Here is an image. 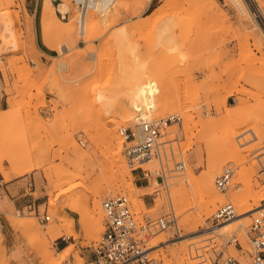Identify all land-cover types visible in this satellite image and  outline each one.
Segmentation results:
<instances>
[{
	"label": "rangeland",
	"instance_id": "obj_1",
	"mask_svg": "<svg viewBox=\"0 0 264 264\" xmlns=\"http://www.w3.org/2000/svg\"><path fill=\"white\" fill-rule=\"evenodd\" d=\"M69 1L71 10L66 16L53 8L63 21L80 17L75 1ZM126 1L128 4L121 8L120 22L113 26L88 29L86 37L91 39L88 42L83 41L75 31L54 33L52 42L67 49L53 50L51 55H55V58L43 54L36 42L34 30L37 27L40 31L42 23L39 18L35 21L30 12L29 15L26 13L32 0H13L9 9L0 10V20L8 18L7 13H10L8 19L11 20L0 26V131L3 132L0 134V174L9 185L13 199L2 190L4 199L0 201V211L6 213L2 240L7 246L8 264H47L39 254L43 245L29 246L28 232L10 226L13 219H34L36 227L45 234L55 222L56 228H63L65 222L60 217L64 211L69 218L75 219L76 235L67 237L62 243H59L62 237L49 236L48 251L60 255L61 249L70 246L71 253L62 264H92L84 254L100 242L105 221L102 202L115 195H126L140 220L143 217L156 219L164 215L173 216L174 224L150 236L149 245L162 238L170 240L178 234L181 237L154 247V255L160 256L165 264H199L200 259L190 254L191 245L187 247V252L181 249L183 244L188 243L185 235L205 227L207 220L225 203H233L237 212L242 213L243 206L233 202L232 198L234 193L247 194L244 184L249 179L252 181L249 193L259 196L257 201L254 198L249 200V208L254 209L264 201V175L260 174L264 153L260 158H254L253 154L259 145L257 138L243 145V148H251L252 151L245 164L230 161L221 170H210L208 157V142L211 138L216 139L223 130L225 107L222 100L225 96L230 106H239L241 99L254 114L264 113V66L261 63L264 51L257 48L258 42H264V0H244L251 15L249 18L240 12L233 0H216L218 6L212 8L208 3L199 1L173 0L170 11L161 21L155 20V9L165 5L166 0H152L149 8L143 12H140L135 0ZM179 8H182L181 11ZM189 10L192 11L191 18ZM96 13L95 10L90 11L89 19H96ZM225 14L227 18L221 19ZM146 16H149L152 24L144 26ZM175 44L178 48L170 52L168 47ZM139 80L153 85L158 99L165 103L160 105L152 119L177 114L181 121L173 122L163 130L161 154L143 165L151 172L150 176L145 177L141 170L132 172L125 159L127 182L133 181L139 194L133 198L128 189L116 194L108 193L107 180L116 167L112 164L106 125L113 122L116 130H119L121 126H135L140 122L128 106L116 108L110 105L113 101L110 93L126 92ZM100 103H105V106L93 112L92 108ZM216 124L219 125L218 129L212 131V125ZM261 126H264L263 122ZM5 129L9 133L4 134ZM120 139L124 152V140L122 137ZM73 142L90 155L75 170L77 177L74 179L75 183L85 182L88 189L77 187L69 194H91L92 189L100 185L103 188L97 197L104 214L103 226L96 236L82 228L79 213L63 207L65 196L59 198L57 205L51 198L59 190L50 182L46 170L54 169L66 159H79L82 151L75 153ZM262 144L264 147V141ZM34 164L38 166L33 167ZM179 165H182L180 169ZM188 165L197 178L187 185L188 209L178 214L181 204L172 206L170 196L181 182L177 180L181 176L174 178L169 175L185 173ZM243 166L250 168L251 174L245 181L240 176ZM227 168L234 169L232 185L228 190L221 191L215 181ZM204 174L214 180L217 191L225 198V202L211 205L213 209L209 215L199 212L206 195L199 182ZM150 189L152 193L140 195ZM24 198L40 205V216L26 209L22 214L17 213L14 199ZM160 198L163 203L157 206ZM83 204L86 210L84 220L90 227V211L94 209V203L89 201ZM54 211L61 212L55 215ZM45 212L51 216L48 222L43 220ZM192 214H201L197 226L186 223L187 217ZM239 223L233 222L225 232L217 230L209 240L213 239L219 246L232 235H237L246 250H251ZM250 223L249 216L247 226L244 225L246 229ZM182 239L184 242H180ZM209 240L205 242L206 246ZM208 248L209 255H213L215 247ZM228 253L244 259L242 252L234 246L228 247Z\"/></svg>",
	"mask_w": 264,
	"mask_h": 264
},
{
	"label": "bare ground",
	"instance_id": "obj_2",
	"mask_svg": "<svg viewBox=\"0 0 264 264\" xmlns=\"http://www.w3.org/2000/svg\"><path fill=\"white\" fill-rule=\"evenodd\" d=\"M90 1L92 3H94L95 11H97L96 19H93V21H92V19H89L88 14H87V15H82V16L76 18V20H75V18L70 17L69 21H63L61 18H59V16L53 10V8L54 7L57 8V10L59 12H61L64 16H66V13H68L71 10L70 1L69 0H61L59 2V4H54V2L52 0H44V6H43V12H42V29H43V35H44V42L48 46H50L52 49H54L55 51H58L59 49L67 50V49H65V46H63L59 43H53L52 42V36L54 33H61V32L71 33L72 31L79 33L82 36L83 41L88 42L91 40V39L86 37V32L88 29L102 28V27L108 26V25L109 26L116 25L118 22H120L119 16L121 13L122 6L125 4H128L126 0H90ZM172 1L173 0H166L167 3L165 5L157 7L155 9V12L157 13V16L155 19L156 21H159V20L161 21V19H163V17L166 15L167 11L169 10V6H170ZM194 1H199L201 3H206V4L208 3L211 6L210 8H212V6L213 7L218 6L216 0H194ZM233 1H234L235 5L238 7V9L240 10V12L243 15H245L246 18H249L251 16L244 0H233ZM135 2L137 3V5L139 7L140 12H143L149 8L152 0H135ZM11 4H13V0H6L4 2H0V10L2 8H8L9 9ZM181 5H182V3H181ZM183 6H181V7H183ZM138 7L136 6V8H138ZM175 9L176 8H174V10ZM180 9H182V8H179L178 10H180ZM189 12L190 13H188V14L191 18L192 11L189 10ZM222 12L224 13V11H222ZM26 13H27V15H29L27 10H26ZM217 14H221V13H217ZM223 16H222L223 18H221V19L227 18L226 14ZM6 17L9 18L10 13H7ZM148 17L149 16L144 17V19H145L144 26L148 25V24H152V23H150L151 20ZM8 18H6V19L3 18V20H0V26H2V24H4L5 21L6 22L11 21ZM193 18H194V16H193ZM216 20L219 21V19H216ZM187 22H189V21H187ZM11 24H13V23H11ZM62 24L66 25V26L64 27V25L62 26ZM191 28L192 27L190 24V29ZM259 28H261V27L259 26ZM32 32H33V30H32ZM257 48L260 51H264V42H258ZM175 49H177V48H173L171 46L168 47V50L170 52L175 51ZM93 52L94 51H92L91 54H93ZM159 54L161 55V53H159ZM128 55L130 56V54H128ZM50 56L53 58L56 57L55 55H50ZM165 56H167V54ZM92 57L94 58L95 55H92ZM165 58H167V57H165ZM159 60H161V59H159ZM163 60H165V59H163ZM261 63L264 66V57H262ZM171 64H173V63H171ZM263 69H264V67H263ZM203 85L205 86V84H203ZM110 95H111V98L113 99V101L110 103V105H112V107L118 108L120 105H122V108H124L125 106H128V108L131 110V112H133V114H135L137 121H141L144 119H146V120L152 119L153 116L155 114H157V110L160 107V105H162L164 103V102H162L161 99H158V96L156 94V91H155V88L153 87V85H151L148 82H145L144 80H139L135 85H133L132 87H129L126 92L114 91V92L110 93ZM240 101H241V103L239 104V106L236 105L235 107H233L232 105L231 106L228 105V103H227L228 98L226 96L222 100V106L224 105V107H225V114L222 118V120L224 122V124L222 126V129H223L222 133L220 135H217L216 139L213 140L211 138V140L208 142V145H209L208 157H209V161H210V166H209L210 170H217V169L221 170L223 165L227 162H230V161H233L237 164H245L247 162V160H249V158L247 159V157L251 156L250 154L252 153V151H251V148H249V149H245V147L243 148V145L246 142H249L250 140L255 139V138H257V140H259V145L257 144L258 147L253 152L254 158H260V156L264 153V147L262 146L263 145L262 143L264 141V126L263 127L261 126V122H263V124H264V113L256 115L253 113L252 109H249V106L247 107L245 105L244 100L240 99ZM231 104H233V103H231ZM103 106H105V103L97 104L95 107L92 108L93 112H97ZM106 107H108V105ZM260 108H263V107H260ZM260 110H262V109H260ZM251 120L252 121L254 120L253 124L251 123ZM114 121H117V120H114ZM114 125L115 124H113V122L111 124L106 125V132L109 136V150H110L111 155L113 157L112 164L114 167H116V170H114L111 173L110 178L107 180V184L109 186L108 193L116 194V193H120V192H123L126 189H128L130 191V195L133 198H137V196H139V194L136 191L137 186L135 185V183L133 181L127 182V171L125 170V163H124L125 157L123 155L124 152L122 150L123 146H122L121 139H120L121 137H119V135L117 134L116 131H118V130H116V127ZM218 127H219V125H217V124L212 125V127H211L212 131H213V129L214 130L218 129ZM0 128H1V125H0ZM3 129H4V127H3ZM170 131L172 133H175V131L173 129H171ZM6 132H8L7 129H5L4 134H6ZM0 134H3V132L0 131ZM248 145H249V143H248ZM72 146L75 149V153L82 151V154L78 156L79 159H77V161H74L72 159H66L64 162H62L61 164H58L56 167H54V169L46 170L47 171L46 174H47V177L49 178L50 182L54 184L55 189L57 188L59 190V192L56 194V196L55 197L51 196V198L54 199V205H57L59 198H61L62 196H65V199L63 200V207H68L69 209H72L73 211L79 213L82 216V219L80 221L82 228L84 230H87L86 232L89 231V232L95 234V236H96V235H99L100 231L102 230L101 226H103L102 220H103L104 214H103V211L101 209V206L99 205V201L97 199V197L101 194L103 188L100 185L95 190L92 189L91 194H86V193H80L77 195H70L69 194L74 188H77V187H86L87 188L88 185L85 182L75 183L74 179H75V177H77V174H75L76 173L75 170L77 168H79V165L83 164V161L86 158H90V155H88V152L85 150H82L74 142L72 143ZM64 157H65V155H64ZM38 164H34L33 167L34 166L37 167ZM46 168H48V167H46ZM249 169L250 168H247L245 166H243L241 168L240 176L243 179V181H245L248 178V176L250 174ZM29 171H30V169H29ZM176 175L181 176L179 179H177V180H181V182L180 183L178 182L179 185L176 183L178 186L173 189L174 193L171 194L170 201L172 203V206L175 205V207L177 204H181V207L178 208V212H177L179 214L184 209H188V206H186V205H189V203L187 201V199L189 197L187 185L189 182H194L197 177L195 176L194 172L191 170L189 165L187 166V170L185 173H183V174L171 173L169 176H172L175 178ZM165 177L168 178V175H165ZM172 177H170V178H172ZM174 182H172V183H174ZM199 182L202 186V189L204 190V192L206 194L203 204H201L199 206L200 207L199 212L204 213L206 215H209L213 209V208L211 209V205L213 204L215 206L217 204V202L223 203V202H225V198L221 195V193H219L217 191V189L215 187L214 180L212 178H210L208 175L204 174L202 176V178L199 179ZM251 182H252L251 179H249V181L245 182V184H244L246 186L245 189H246L247 194L234 193V195H233L232 201L233 202H239L243 206V209H244V211L242 213H239L240 216L238 218L234 219L235 221L232 220V222L230 221V223H227V224L225 223V225H221V227L219 226V228H217L216 230L207 231L206 233L199 234V233H197V231L192 232L193 234L189 233V234L185 235V237L188 238V240H187L188 243L183 244L182 248L181 247L180 248L184 252L185 251L187 252V247L189 245H191L190 254L192 256L200 259L201 262L205 261V260L209 262L208 255H207L206 249H205L206 248L205 242L207 240H209V238H211L212 235L214 236L215 233H217V230L221 229V230H224L223 232H225L233 222L236 223L237 221H239L242 224L241 225L242 229H244L243 235L246 238V232H247L248 228L246 229V227L244 225L247 226V219L249 217L248 216L249 212L253 210L252 207L249 208L250 204H248V202H250L249 200L251 198H254L256 201L259 198V196H255V195L249 193L250 186L252 185ZM152 192L153 191L150 189V190L144 191L140 195L150 194ZM206 196L208 199L206 198ZM163 199H165V198H163ZM89 201H92L94 203V209L90 211V216L92 218V225L90 227L87 225L86 220H84V215L86 214V210L82 206L83 202L87 203ZM157 202H158L157 206H160L163 203V200H161V198H160L159 201H157ZM54 210H56V209H54ZM190 210L192 211V209H190ZM59 212H61V211H59ZM59 212H55L54 214L56 215ZM191 213H193V212H191ZM59 215H62V213ZM200 216H201V214H200ZM200 216H199V214H196V215L192 214V216L189 215L186 219V223L191 222L194 226H197V224L200 221ZM60 220H63V222H65L63 225V228H61V229L56 228V225H55L56 222H55L51 225L50 228L47 227L48 230L47 231L45 230L46 231L45 234L42 233L38 229V227H36L37 222L34 219H31V220L30 219L29 220H23L21 218L13 219L10 223V226H12L16 229L19 228L26 233L28 232L27 238H28V245L29 246L35 247L36 245H43L44 248H42L39 252L40 256L42 257V261H44L47 264H62L63 261L67 258V256L70 255L72 247L66 246L65 248L61 249L60 255H55V254L51 253L50 251H48L49 236L52 238H59V237H63V236L71 237L73 235H76V230H75V219L69 218L65 211L63 213V216L60 217ZM59 222H61V221H59ZM190 230H191V228H190ZM182 241L184 242V239L180 240V242H182ZM246 241H247V245H250L247 238H246ZM169 242H170L169 239L162 238L161 240H158L152 246L154 248L156 246H160L161 244H168ZM179 246H181V245H179ZM188 251H189V249H188ZM18 257L22 258V255H19ZM8 261H9V259H8V253H7V246H6L5 242L2 240V238H0V264H8Z\"/></svg>",
	"mask_w": 264,
	"mask_h": 264
},
{
	"label": "built area",
	"instance_id": "obj_3",
	"mask_svg": "<svg viewBox=\"0 0 264 264\" xmlns=\"http://www.w3.org/2000/svg\"><path fill=\"white\" fill-rule=\"evenodd\" d=\"M59 2L61 0H52ZM80 16L87 15L95 10V5L90 0H74ZM61 13V12H60ZM62 14V13H61ZM181 121V117L172 114L164 118L141 120L135 126H121L119 135L124 140V156L128 168L132 172L142 171L145 177L151 175L143 165L161 154V138L163 130L173 122ZM84 144L83 142H81ZM182 165H179V169ZM260 174L264 175V163L261 165ZM234 169L227 168L216 178V186L221 191H226L232 185ZM4 178L0 180V186L5 184ZM4 199L0 192V201ZM105 213L104 231L98 245L94 247V264H165L160 256L153 254L154 248L149 245V237L157 232L165 231L174 224L172 215L160 216L156 219L143 217L138 219L132 203L126 195H115L106 198L102 202ZM25 209L41 215L40 205L30 202L25 208H18L17 213L22 214ZM5 212L0 211V238L5 234ZM233 203L228 202L220 206L207 220L205 227L197 233L216 230L222 224L238 218ZM251 223L247 229L246 237L251 245V250H246L244 243L237 235H232L226 242L219 244L209 240L206 246L208 261L199 264H264V201L249 212ZM51 216L45 212L43 220L49 221ZM180 234L171 238L172 241ZM215 247L213 255H209L208 247ZM234 246L242 252L244 259L228 253V247Z\"/></svg>",
	"mask_w": 264,
	"mask_h": 264
},
{
	"label": "crops",
	"instance_id": "obj_4",
	"mask_svg": "<svg viewBox=\"0 0 264 264\" xmlns=\"http://www.w3.org/2000/svg\"><path fill=\"white\" fill-rule=\"evenodd\" d=\"M32 1H33V3L31 4L30 8H27V11L31 13V16L34 17L35 21H37V19L39 18V22L42 23V12H43L44 0H32ZM41 33H43L42 25L40 26V31H38V28L35 27L34 35H35L36 42L40 46L39 47L40 51L43 54H45V55H51L52 54V51L54 49H52L50 46H48L44 42V35L42 34V36H41ZM40 41H41V45H40ZM172 47L173 48H178L177 44H175ZM2 178H3V176L0 174V180ZM6 184L7 183H5L3 186H0V192H2V190H4L6 192V194L12 199V196L10 195L9 189H8L9 185H6ZM14 202H15V205L18 208H25L26 205L28 203L32 202V201L29 200V199H25L24 198L22 200L14 199ZM5 216H6V214H5ZM66 239H67V237L66 236H63L61 238V240H59V243L60 242L62 243ZM84 257H85V259L87 261H90L92 264H94V259H95L94 248H91L90 249V252H87V254H84Z\"/></svg>",
	"mask_w": 264,
	"mask_h": 264
}]
</instances>
